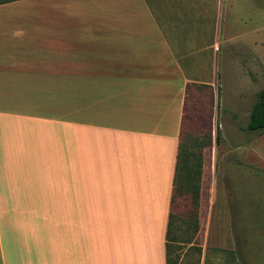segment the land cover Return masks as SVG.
<instances>
[{
    "label": "crops",
    "instance_id": "0c3cea01",
    "mask_svg": "<svg viewBox=\"0 0 264 264\" xmlns=\"http://www.w3.org/2000/svg\"><path fill=\"white\" fill-rule=\"evenodd\" d=\"M205 2L0 4V264H167L188 85L218 84Z\"/></svg>",
    "mask_w": 264,
    "mask_h": 264
},
{
    "label": "rangeland",
    "instance_id": "374dc122",
    "mask_svg": "<svg viewBox=\"0 0 264 264\" xmlns=\"http://www.w3.org/2000/svg\"><path fill=\"white\" fill-rule=\"evenodd\" d=\"M218 2H205L215 22L208 44L218 54L216 95L210 101L208 91L196 92L188 125L190 150L211 134L212 144L203 148L199 198L178 197L174 257L176 264H264V130H247L264 88V0H224L221 10Z\"/></svg>",
    "mask_w": 264,
    "mask_h": 264
},
{
    "label": "trees",
    "instance_id": "16d2710c",
    "mask_svg": "<svg viewBox=\"0 0 264 264\" xmlns=\"http://www.w3.org/2000/svg\"><path fill=\"white\" fill-rule=\"evenodd\" d=\"M15 0H0V4L12 2ZM197 91H208L210 101H214L215 92L211 85L190 83L187 89L188 103L186 106L184 123L182 129V138L179 145L175 181H174V194L172 197L171 210L169 215V222L167 228V264H176L174 257V241L178 238L177 235V221L181 217L177 208L178 197L186 194L190 191L193 197L199 198L201 193V179L203 170V148L212 144V134L205 138L204 142L201 143L200 150L192 151L189 148V136L188 125H189V113L191 112V104L193 101L199 99L196 98ZM220 95V89L218 90ZM247 130L249 131H263L264 130V88L258 93V98L254 103L251 113L250 120L247 124ZM216 141L221 137V129L217 127ZM184 239L185 242L191 244L193 242V234L186 233Z\"/></svg>",
    "mask_w": 264,
    "mask_h": 264
}]
</instances>
